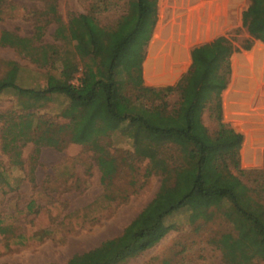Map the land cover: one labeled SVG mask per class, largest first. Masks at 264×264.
Instances as JSON below:
<instances>
[{
	"label": "trees",
	"instance_id": "trees-1",
	"mask_svg": "<svg viewBox=\"0 0 264 264\" xmlns=\"http://www.w3.org/2000/svg\"><path fill=\"white\" fill-rule=\"evenodd\" d=\"M51 10L57 14L54 6ZM157 18V0H130L127 13L115 27L101 25L92 12L73 14L67 23L55 15L56 37L75 41L79 56L91 61L84 65L82 76L78 77L77 63L67 62L58 75H48L44 86H25L17 81L0 84V96L11 92L23 102L22 108L34 109L30 115L36 114L43 100L54 96L67 100L60 115L68 122L39 117L36 125L41 135L56 140L59 148L69 142L89 145L101 136L121 131L133 148L127 158L149 159L148 174L161 176L154 198L121 235L75 254L64 264H124L153 247L173 228L167 222L170 215L202 206L194 211V217L208 221L215 215L208 209L212 205H217L234 229L216 239L226 263L256 264V258H264V168L240 167L244 136L222 116V93L229 83L236 48L228 37L218 36L192 48L190 68L175 85L146 86L140 62ZM132 42L138 44L133 52L127 48ZM49 47L54 54L58 52L55 45ZM137 52L141 53L138 63L123 64L124 56ZM5 63L10 70L22 68L15 60ZM127 84L136 91L134 99L124 91ZM173 93L178 99L170 105L167 98ZM207 109L217 122L213 134L203 122ZM4 122L7 125L10 121ZM2 136L3 150L15 158L14 164H21L20 149L9 150L12 145L18 147L17 138L6 132ZM248 144L246 136L244 148ZM96 161L101 182L106 184L118 173L117 158L97 153ZM4 178L0 172V182ZM33 206L34 201H30L28 207ZM7 230L0 225V233ZM49 231L45 229L43 235L19 233L14 242L22 244Z\"/></svg>",
	"mask_w": 264,
	"mask_h": 264
},
{
	"label": "rangeland",
	"instance_id": "rangeland-1",
	"mask_svg": "<svg viewBox=\"0 0 264 264\" xmlns=\"http://www.w3.org/2000/svg\"><path fill=\"white\" fill-rule=\"evenodd\" d=\"M163 1L157 0V22ZM129 2L0 0V84L17 81L25 86H44L48 75H58L62 65L67 62L77 63L80 67L78 77L82 76L84 65L90 60L79 56L75 41L56 37L58 22L55 15L67 23L73 14L92 12L101 25L115 27L127 13ZM173 2L170 0L166 6L172 8ZM239 3L244 7L241 22L219 35L228 37L236 48L231 56L227 88L233 76V55L252 49L258 42L264 43L261 39L264 38V0H240ZM52 6L56 9L55 15ZM150 42L144 47L145 54L140 62L142 75ZM249 44L251 47L246 49L245 46ZM49 45H55L58 52L54 54ZM137 46L136 42H132L127 48H132V51ZM140 58L141 53L137 52L129 57L124 56L122 61L125 65H134ZM7 60H15L22 68L8 69ZM74 83L78 84L79 81L74 80ZM143 84L167 86L149 85L144 76ZM226 89L222 93L223 121L241 132L225 116L223 96ZM124 91L133 99L136 97V91L129 84ZM177 99L175 93L167 98L170 105ZM147 101L143 100L145 103ZM40 103L36 114L30 115L28 113L34 109L22 108L23 102L11 92L0 96V172L5 177L0 182V225L8 227L6 233H0V264L66 263L75 254L84 253L107 239L121 235L124 228L154 198L161 183L159 174H148L149 159L127 158L133 148L121 131L101 136L89 145L69 142L64 148H59V143L43 137L36 125L40 122L39 117L60 124L68 122L60 115L67 100L54 96ZM5 119L10 121L6 122L7 125ZM203 122L213 134L217 122L209 109L203 114ZM249 128L253 133V144L248 131L249 144L244 148L245 136L241 132L244 141L240 149V167L263 169L264 126ZM4 132L17 138L15 143L18 147L12 145L9 150L20 149L21 164H14L15 158L3 150ZM96 152L117 158L118 173L106 184L100 179ZM30 201H34L32 208L28 207ZM201 207L194 206L192 210L183 208L170 215L167 222L173 228L153 247L130 257L124 264H227L216 239L221 233L233 232V226L219 212L217 205L208 207L209 211L215 212L211 220L194 217V211ZM45 229L50 231L44 236L22 244L14 242V236L19 233L43 235L41 233ZM255 262L264 264V258H256Z\"/></svg>",
	"mask_w": 264,
	"mask_h": 264
},
{
	"label": "crops",
	"instance_id": "crops-1",
	"mask_svg": "<svg viewBox=\"0 0 264 264\" xmlns=\"http://www.w3.org/2000/svg\"><path fill=\"white\" fill-rule=\"evenodd\" d=\"M239 1L174 0L172 8L166 6L170 0L163 1L143 64L145 82L156 86L176 83L192 62L193 46L212 41L241 22L244 7ZM232 69V81L223 96L224 113L245 140L249 131L253 144L249 127L264 126V43L234 54Z\"/></svg>",
	"mask_w": 264,
	"mask_h": 264
}]
</instances>
